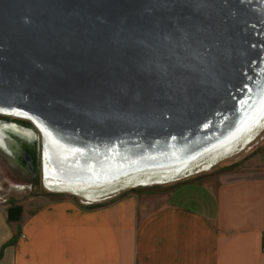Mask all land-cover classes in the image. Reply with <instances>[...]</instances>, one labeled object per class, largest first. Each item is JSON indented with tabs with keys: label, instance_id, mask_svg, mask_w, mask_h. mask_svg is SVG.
Segmentation results:
<instances>
[{
	"label": "water",
	"instance_id": "water-1",
	"mask_svg": "<svg viewBox=\"0 0 264 264\" xmlns=\"http://www.w3.org/2000/svg\"><path fill=\"white\" fill-rule=\"evenodd\" d=\"M263 36L264 0H0V105L78 135L138 121L163 133L244 56L248 67ZM6 133L0 145L31 162ZM22 212L9 207V220Z\"/></svg>",
	"mask_w": 264,
	"mask_h": 264
},
{
	"label": "crops",
	"instance_id": "crops-1",
	"mask_svg": "<svg viewBox=\"0 0 264 264\" xmlns=\"http://www.w3.org/2000/svg\"><path fill=\"white\" fill-rule=\"evenodd\" d=\"M1 148L0 185L37 181ZM227 175L164 185L152 206L139 191L103 202L40 195L11 221L1 203L0 264H264V175Z\"/></svg>",
	"mask_w": 264,
	"mask_h": 264
},
{
	"label": "bare ground",
	"instance_id": "bare-ground-1",
	"mask_svg": "<svg viewBox=\"0 0 264 264\" xmlns=\"http://www.w3.org/2000/svg\"><path fill=\"white\" fill-rule=\"evenodd\" d=\"M260 44L261 48L256 43L248 67L244 56V64L228 70L216 93L208 94L202 106L189 112L190 117L169 123L163 133L168 125L150 127L138 121L141 125L134 127L111 123L105 131L81 127L80 136L69 129L58 131L38 114L13 110V105H0V113L30 118L41 129L44 181L49 189L96 201L114 190L163 183L198 167L210 169L254 141L264 129V43ZM193 117L196 122L190 123ZM76 136L80 139L72 144L69 138Z\"/></svg>",
	"mask_w": 264,
	"mask_h": 264
},
{
	"label": "rangeland",
	"instance_id": "rangeland-1",
	"mask_svg": "<svg viewBox=\"0 0 264 264\" xmlns=\"http://www.w3.org/2000/svg\"><path fill=\"white\" fill-rule=\"evenodd\" d=\"M0 129L4 132H7L9 138L14 142H17L18 146L23 150L31 153V163L34 167L35 171L33 175H37V181L34 183H22V182H11V186H2L0 185V204H6L7 206H18L21 205L26 208V206L40 207L42 200L33 197L50 195H72L78 196L69 192H61V191H52L46 186L45 175L43 173V156H42V138L39 130L34 126V124L26 118L16 117V116H8L0 114ZM25 131H29V134H26ZM33 131V132H32ZM25 132V133H24ZM6 133V134H7ZM2 149V148H1ZM3 152L4 149H2ZM5 152L9 157L8 160L14 164H20L22 167H26V160H24L23 156H18L20 161H18L17 157L10 153V151L6 150ZM7 160V157L5 158ZM25 164V165H24ZM220 172L225 173L228 172L226 177H242L244 175L247 176H258L264 175V129L257 135V138L248 144L244 149H241L238 152L230 155L227 158L220 159L214 164L210 169H205L204 167H198L193 170V172H188L185 175L176 176L175 178H171L163 183H153L147 185L140 186H130L128 188H123L121 190H114V192L105 195L100 198L103 201L110 200V198L115 197L123 192L130 191H139L140 196L150 201V205L152 206V199L154 201H159L160 196L164 193L163 191H159L161 188H165L164 185H168L169 183L177 182L179 180L184 179L185 177L193 176V177H204L211 175L213 173ZM1 173V172H0ZM35 177V178H36ZM45 183V184H44ZM31 184V185H30ZM18 185V186H17ZM20 185V186H19ZM22 185V186H21ZM31 186V187H30ZM79 200L83 202L88 199H85L81 196H78ZM31 200H35L32 201ZM98 201V200H96ZM154 206H157V203H153Z\"/></svg>",
	"mask_w": 264,
	"mask_h": 264
},
{
	"label": "flooded vegetation",
	"instance_id": "flooded-vegetation-1",
	"mask_svg": "<svg viewBox=\"0 0 264 264\" xmlns=\"http://www.w3.org/2000/svg\"><path fill=\"white\" fill-rule=\"evenodd\" d=\"M32 159V158H31ZM24 160H25V158H24ZM31 161V160H30ZM31 162H29V161H27L26 160V165H27V167H28V164H30ZM31 165H32V163H31ZM29 168V167H28ZM33 169H34V167H33ZM30 170V169H29ZM34 171H35V169H34ZM32 173H34V172H32Z\"/></svg>",
	"mask_w": 264,
	"mask_h": 264
},
{
	"label": "built area",
	"instance_id": "built-area-1",
	"mask_svg": "<svg viewBox=\"0 0 264 264\" xmlns=\"http://www.w3.org/2000/svg\"><path fill=\"white\" fill-rule=\"evenodd\" d=\"M87 201H89V200H87Z\"/></svg>",
	"mask_w": 264,
	"mask_h": 264
}]
</instances>
